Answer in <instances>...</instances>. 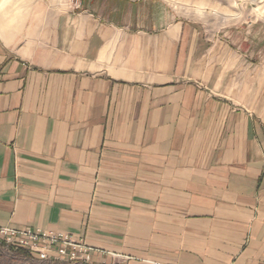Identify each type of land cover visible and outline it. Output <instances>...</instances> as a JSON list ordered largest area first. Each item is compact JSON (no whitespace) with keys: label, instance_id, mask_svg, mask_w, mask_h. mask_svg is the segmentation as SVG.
Segmentation results:
<instances>
[{"label":"crops","instance_id":"0c3cea01","mask_svg":"<svg viewBox=\"0 0 264 264\" xmlns=\"http://www.w3.org/2000/svg\"><path fill=\"white\" fill-rule=\"evenodd\" d=\"M229 48L155 0L0 28V229L92 264H264V68Z\"/></svg>","mask_w":264,"mask_h":264},{"label":"rangeland","instance_id":"374dc122","mask_svg":"<svg viewBox=\"0 0 264 264\" xmlns=\"http://www.w3.org/2000/svg\"><path fill=\"white\" fill-rule=\"evenodd\" d=\"M40 0H0V28L18 27L27 11ZM67 5L71 0H41ZM165 21L181 20L199 26L210 39L220 40L240 65L264 68V0H155ZM248 62V63H247ZM20 251L4 248L0 255L11 259ZM20 255L9 264H30ZM27 258V257H26ZM21 260V261H20Z\"/></svg>","mask_w":264,"mask_h":264},{"label":"built area","instance_id":"2783aa9c","mask_svg":"<svg viewBox=\"0 0 264 264\" xmlns=\"http://www.w3.org/2000/svg\"><path fill=\"white\" fill-rule=\"evenodd\" d=\"M0 241L45 262L92 264V249L63 232L42 229H0Z\"/></svg>","mask_w":264,"mask_h":264},{"label":"trees","instance_id":"16d2710c","mask_svg":"<svg viewBox=\"0 0 264 264\" xmlns=\"http://www.w3.org/2000/svg\"><path fill=\"white\" fill-rule=\"evenodd\" d=\"M10 248L9 246H7L5 243H3V241H0V249H4V248ZM11 249V248H10ZM25 255L24 256V260L25 261H30V264H63V263H59V262H45V261H40L38 260L37 258L31 256V255H28L26 254L25 252L23 251H20L16 254H14V256H17V257H11L12 260H16L20 255ZM27 257V258H26ZM10 258L6 257V256H3V255H0V264H9L11 263V260ZM21 261V260H20Z\"/></svg>","mask_w":264,"mask_h":264}]
</instances>
